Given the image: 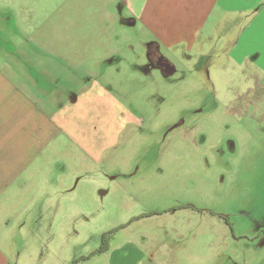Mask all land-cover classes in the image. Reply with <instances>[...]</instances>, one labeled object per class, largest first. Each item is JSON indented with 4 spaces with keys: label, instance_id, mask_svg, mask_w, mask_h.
Listing matches in <instances>:
<instances>
[{
    "label": "rangeland",
    "instance_id": "obj_1",
    "mask_svg": "<svg viewBox=\"0 0 264 264\" xmlns=\"http://www.w3.org/2000/svg\"><path fill=\"white\" fill-rule=\"evenodd\" d=\"M4 7L0 3V12ZM89 16V23H62L58 41L49 36L54 22L35 18L15 20L14 26L0 18V63L10 59L4 42L9 49L18 46L39 70L52 63L63 86L77 92L82 85L71 83L73 76L86 73L70 70V63L82 56L68 55L69 49H92L94 54L85 57L91 62L107 49L121 53V64L109 70L103 83L136 122L127 123L116 148L106 151L100 164L78 163V170L88 168L91 174L74 180L72 192L61 199L67 210L81 211L75 225L85 238L94 234L96 242L103 233L125 227L122 238H146L159 263L168 261L169 249L179 250L175 261L180 264H203L214 251L224 255L217 264L229 257L237 264L257 260L264 253V2L252 17H212L209 31L221 17L220 24L209 39L202 38L204 46L192 57L165 51L175 75L164 78L156 71L144 83L129 81L135 52L147 55L142 31L139 38L136 27L111 26L107 18ZM11 51L12 62L19 53ZM258 53L263 58L256 64ZM258 72L259 80L253 77ZM242 108L249 110L239 113ZM182 205L201 213L173 211ZM152 212L163 215L152 217ZM191 233L197 239L194 235L189 242ZM117 234L113 241L120 238Z\"/></svg>",
    "mask_w": 264,
    "mask_h": 264
},
{
    "label": "crops",
    "instance_id": "obj_2",
    "mask_svg": "<svg viewBox=\"0 0 264 264\" xmlns=\"http://www.w3.org/2000/svg\"><path fill=\"white\" fill-rule=\"evenodd\" d=\"M34 2L0 0V3L6 4L5 12H0L1 20L6 21V25L14 26L16 21L35 18L47 23L54 22L49 36L56 41L61 39L63 33L62 23H89L92 19L89 15L94 13L99 19L107 18L111 26L138 28V37L141 38L140 31L145 35L142 45L148 51L146 56L135 52L134 59L129 62V81L144 83V79L156 71L162 73L164 78L175 75L176 72L169 74L165 68V64L169 63L166 53L178 52L192 57L197 47L204 46L201 44L202 38L209 39L212 31L218 28L221 17L213 21L212 30L209 31L212 17L240 15L247 18L264 0ZM65 11L69 15L63 17ZM232 26L234 22L230 24ZM130 48L136 49L133 45ZM3 49L10 51V59L11 50L19 55L12 62L5 59L0 63V264H180L175 261L179 258L177 249L168 250L170 256L165 263L156 262L157 250L146 246V238L138 239L139 234L122 238L125 227L114 229V234H120V238L113 241L114 237H111L108 249L96 253L101 248L102 237L101 242L92 239L94 234L85 238L79 223L75 225V217L81 211L73 208L67 210L61 204V199L74 189L73 181L77 180L78 183L91 174L85 171L88 168H83V172L81 167L78 170V163L90 166L100 164L102 155L116 148L119 135L124 133L127 123L130 120L136 122L133 112L126 109V104L113 92L112 87L103 83L109 70L121 64V53L107 49L91 62L85 57L94 54L92 49H69L68 55L82 56L80 62L70 63V70L86 73L82 78L73 76L71 83L82 85L77 92L63 86L61 78L52 73L55 70L52 63L46 69L48 71H42L22 48L14 45L9 49L4 42ZM153 53L162 62L159 67L149 65L148 59ZM262 58L263 55L255 54L256 64ZM98 73L101 74L100 80L95 77ZM260 76L259 72L253 75L257 80ZM245 110L249 108L237 111L241 113ZM182 209L201 213L200 209L191 205H182L173 211ZM158 215H163V212H152L150 216ZM220 219L230 226L228 217ZM134 220L140 219L136 217ZM194 235L186 236L189 242ZM196 239L197 235L194 241ZM223 257L221 252L214 251L208 253L202 262L217 264V259ZM224 264L237 262L229 257ZM245 264H264V253L253 262L245 261Z\"/></svg>",
    "mask_w": 264,
    "mask_h": 264
},
{
    "label": "trees",
    "instance_id": "obj_3",
    "mask_svg": "<svg viewBox=\"0 0 264 264\" xmlns=\"http://www.w3.org/2000/svg\"><path fill=\"white\" fill-rule=\"evenodd\" d=\"M116 231H112L111 233H107V234H103L102 236V243H101V248L98 249V251H96V253L98 252H105L108 247H109V242L111 240V237L113 236V234L115 233Z\"/></svg>",
    "mask_w": 264,
    "mask_h": 264
},
{
    "label": "flooded vegetation",
    "instance_id": "obj_4",
    "mask_svg": "<svg viewBox=\"0 0 264 264\" xmlns=\"http://www.w3.org/2000/svg\"><path fill=\"white\" fill-rule=\"evenodd\" d=\"M150 67L156 66L159 67L162 65V62H160V59L157 58V54L153 53V55H150V58L148 59Z\"/></svg>",
    "mask_w": 264,
    "mask_h": 264
},
{
    "label": "water",
    "instance_id": "obj_5",
    "mask_svg": "<svg viewBox=\"0 0 264 264\" xmlns=\"http://www.w3.org/2000/svg\"><path fill=\"white\" fill-rule=\"evenodd\" d=\"M165 68L168 71L169 74H174L176 72V69L173 65L166 63Z\"/></svg>",
    "mask_w": 264,
    "mask_h": 264
}]
</instances>
